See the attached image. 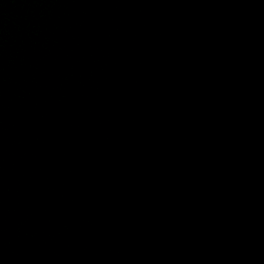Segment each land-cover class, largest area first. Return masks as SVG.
Masks as SVG:
<instances>
[{
  "label": "water",
  "instance_id": "95a60500",
  "mask_svg": "<svg viewBox=\"0 0 264 264\" xmlns=\"http://www.w3.org/2000/svg\"><path fill=\"white\" fill-rule=\"evenodd\" d=\"M0 264H264V0H0Z\"/></svg>",
  "mask_w": 264,
  "mask_h": 264
}]
</instances>
